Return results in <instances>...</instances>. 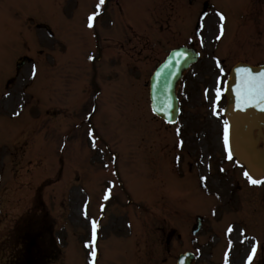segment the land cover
Returning a JSON list of instances; mask_svg holds the SVG:
<instances>
[{
    "label": "rangeland",
    "instance_id": "rangeland-1",
    "mask_svg": "<svg viewBox=\"0 0 264 264\" xmlns=\"http://www.w3.org/2000/svg\"><path fill=\"white\" fill-rule=\"evenodd\" d=\"M78 1L81 7L76 0H0V264L32 260L37 244L49 254L45 264H92L94 246L100 256L97 264H177L179 255L192 248L194 264H219V253L228 244L239 249L249 242L247 237L264 246V190L249 191L240 182L235 192L244 191L241 195L247 198L237 194L239 202L237 195L227 197L226 177L234 181V162L226 159L212 114L217 111L214 89H222V98L233 66L264 64V16L257 24L248 14L254 0L238 2L243 17L236 0L207 2L210 12L213 3L235 16L227 26L231 37L217 51L221 28L215 20L208 18L200 36L194 35L204 0H195L191 7L180 0L178 25L173 12L170 27L160 21L159 8L151 10L154 5L148 22L139 17L138 6L137 17L130 16L133 7L125 5L126 0H112L111 10L95 25L92 9L100 0ZM134 1L138 5L139 0ZM185 17L192 29L183 24ZM110 19L114 24L107 32L103 25ZM207 30L213 43L206 40ZM97 34L103 55L93 63ZM189 36L202 58L179 88L181 100L190 97L183 119L192 126L187 147L204 161L210 154L211 163L198 168L203 175L210 169L209 184L220 195L217 202L200 199L195 192L184 200L190 195L186 183H193L191 178L179 182L177 199L168 198L169 188L162 191L168 197L161 198L149 178L157 174L158 164L172 166L175 129L153 119L147 84L157 62L172 48L186 45ZM23 57L32 63L17 70ZM95 104L98 111L89 118ZM201 120L205 130L197 131ZM92 130L109 145L108 151L103 143L95 144ZM208 131L210 136H203ZM214 150L226 159L227 174L220 182ZM111 154H118V170L134 204H127V197L111 186ZM107 187L118 203L111 204L98 226ZM187 210L201 214L195 219L205 217V229L192 248L186 226L196 220L184 213Z\"/></svg>",
    "mask_w": 264,
    "mask_h": 264
},
{
    "label": "water",
    "instance_id": "water-1",
    "mask_svg": "<svg viewBox=\"0 0 264 264\" xmlns=\"http://www.w3.org/2000/svg\"><path fill=\"white\" fill-rule=\"evenodd\" d=\"M192 50L173 51L167 61L156 71L151 80L153 111L169 122L177 116L176 85L185 70L197 61ZM264 67L238 65L230 75L226 94L229 98L230 123L229 148L251 173L264 174V151L257 149L258 141L253 132L264 130V98L261 94V74ZM264 144V138H263ZM199 224L201 220L198 221ZM192 255L182 256L179 264H191Z\"/></svg>",
    "mask_w": 264,
    "mask_h": 264
},
{
    "label": "flooded vegetation",
    "instance_id": "flooded-vegetation-1",
    "mask_svg": "<svg viewBox=\"0 0 264 264\" xmlns=\"http://www.w3.org/2000/svg\"><path fill=\"white\" fill-rule=\"evenodd\" d=\"M110 1L112 2V0H109V3H110ZM126 1H127L126 3H129L130 5H132L134 7L135 11H136L137 6H138L139 10H141V12H142L143 7L146 5L145 0H139L138 5H136L134 0H126ZM183 1H187V0H183ZM208 1L209 0H206V2H205V6H206L205 16L209 15L208 11L211 9L209 4L207 3ZM261 1L262 0H254L255 4L252 5V12L248 13V14H251V17L256 18L255 22L257 24L260 23L261 19H263V16H264V8H263L264 3L261 4ZM156 6H157V8L160 9V11L163 12L162 13L163 16L160 18V21L164 22L167 27H170L171 19L169 16H171L172 13L175 12V14H176L175 26L178 25L179 19H177V17H179L178 14L180 11V9H179L180 0H159L158 4ZM242 6L243 5L239 6L240 7L239 14H241V16L243 17ZM147 7L148 6H146L143 9V13L145 11V14L147 12ZM220 12H222L226 17H228V20H227L228 23H230L231 25L234 23V20L232 18H234L235 16L232 13L228 12V15H226L222 10ZM147 14H148V12H147ZM208 18L211 19L212 21L215 20L216 24L219 22L217 20V18H213L212 15H210ZM144 21L148 22V17H146L144 19ZM207 23H208V19H207ZM210 31L211 30H208V32H209L208 37L209 38L211 37ZM225 107H226V104L223 105L222 117L219 120V128L221 129L223 135H224V125L226 122V119L223 116V110ZM173 159H174L175 163L172 164L171 167H168V165H165L163 163L159 165V175L162 176L163 179H166L168 184H170V182H171L169 179L170 172L177 173L178 177L184 178L185 180L191 178L193 180V183L192 182L186 183L189 186V194H190V195H188V198L185 197L187 200L191 199V197H192L191 194L194 193V191H195L197 179L200 182V186L202 189L207 188L202 176H200L199 173L198 174L193 173L192 163H189V159H191V158L189 157L188 150H176V151H174V158ZM187 166H188V169L186 170ZM239 183H240V181H238V184ZM243 184L245 185V188L247 190L251 191L253 189L250 187L249 184L245 183L244 180H243ZM208 188H210V184H208ZM226 188H228V186H226ZM227 192H229V191H227ZM242 192H244V191H242ZM204 193L206 195L209 194V192H204ZM254 247H257V246L252 247L251 245H243L240 249L234 250V254L233 253L231 255L227 254L226 258H228V259L224 260L223 264H264V250H259V252L253 256Z\"/></svg>",
    "mask_w": 264,
    "mask_h": 264
},
{
    "label": "snow or ice",
    "instance_id": "snow-or-ice-1",
    "mask_svg": "<svg viewBox=\"0 0 264 264\" xmlns=\"http://www.w3.org/2000/svg\"><path fill=\"white\" fill-rule=\"evenodd\" d=\"M101 3H103V0H101ZM225 17H224V14L221 13L219 15V19L220 20H223ZM92 19H95V17H92ZM223 30V25H221V31ZM202 42V41H201ZM261 77H262V80H261V94H262V98H264V73L261 74ZM214 92H215V100L216 101H219L220 98H221V95H222V89L220 87H216L214 89ZM218 114V113H217ZM229 125L227 122H225V125H224V144L225 145H228L229 144ZM227 157L229 160L232 159V151H231V148H229V151L227 153ZM244 175L249 179V181L253 184V185H256V184H264V181H259V180H254L252 179L251 176L248 175L247 172L244 173ZM114 195V192L111 188H109L108 190V194L105 196V199H109L110 197H112ZM96 225H95V221H93V228H95ZM253 254L254 253V250H253Z\"/></svg>",
    "mask_w": 264,
    "mask_h": 264
}]
</instances>
